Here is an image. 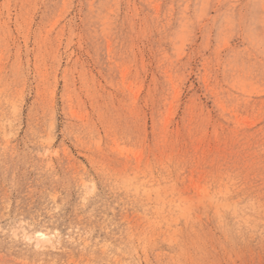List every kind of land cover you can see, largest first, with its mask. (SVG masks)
<instances>
[{"label": "rangeland", "instance_id": "1", "mask_svg": "<svg viewBox=\"0 0 264 264\" xmlns=\"http://www.w3.org/2000/svg\"><path fill=\"white\" fill-rule=\"evenodd\" d=\"M0 264H264V0H0Z\"/></svg>", "mask_w": 264, "mask_h": 264}, {"label": "bare ground", "instance_id": "2", "mask_svg": "<svg viewBox=\"0 0 264 264\" xmlns=\"http://www.w3.org/2000/svg\"><path fill=\"white\" fill-rule=\"evenodd\" d=\"M38 238V240L41 242H44L48 237L47 234L43 233V232H39L36 236Z\"/></svg>", "mask_w": 264, "mask_h": 264}]
</instances>
